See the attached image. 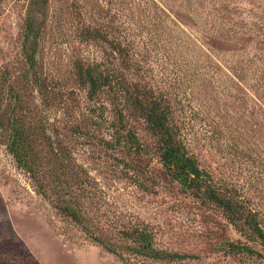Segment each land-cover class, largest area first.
<instances>
[{
  "label": "rangeland",
  "instance_id": "obj_1",
  "mask_svg": "<svg viewBox=\"0 0 264 264\" xmlns=\"http://www.w3.org/2000/svg\"><path fill=\"white\" fill-rule=\"evenodd\" d=\"M31 1L0 0V116L13 86L29 123L65 136L91 178L83 208L103 237L114 242L123 230L146 228L158 249L195 258L156 262L109 252L58 214L2 140L0 264H264V257L229 251V242L252 243L165 174L141 123L148 155L136 167L125 153L74 133L88 114L75 62L108 49L82 42L80 31L99 27L130 48L135 78L144 74L169 94L190 151L264 227V0H48L38 55L42 91L22 56Z\"/></svg>",
  "mask_w": 264,
  "mask_h": 264
},
{
  "label": "trees",
  "instance_id": "obj_2",
  "mask_svg": "<svg viewBox=\"0 0 264 264\" xmlns=\"http://www.w3.org/2000/svg\"><path fill=\"white\" fill-rule=\"evenodd\" d=\"M48 0H32L24 22L22 56L27 75L39 80L38 55L45 29ZM82 42L107 45L105 56L79 59L74 73L77 87L86 92L85 127L76 126L74 133L86 137L103 150L120 152L136 167L148 155L136 123L152 138L154 154L165 174L207 207L219 210L248 242H229L231 253L264 257V227L257 213L231 188L216 182L190 151L185 121L177 114L169 94L151 84L144 74L135 78V64L130 48L118 36L102 28L84 26ZM140 69V68H139ZM139 72L136 75H139ZM10 103L0 116V141L17 166L29 174L38 193L48 200L62 217L81 227L88 238L100 243L111 253H125L160 262H180L195 256L158 249L152 232L134 227L119 232L117 241L102 236L92 218L84 212L82 199L87 197L90 176L77 164L65 136L53 134L46 125L27 121L21 95L11 86ZM80 119V117H78ZM107 136V137H106ZM44 147V148H42Z\"/></svg>",
  "mask_w": 264,
  "mask_h": 264
}]
</instances>
